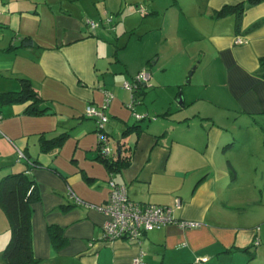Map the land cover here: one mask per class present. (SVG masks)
Masks as SVG:
<instances>
[{"label": "crops", "instance_id": "1", "mask_svg": "<svg viewBox=\"0 0 264 264\" xmlns=\"http://www.w3.org/2000/svg\"><path fill=\"white\" fill-rule=\"evenodd\" d=\"M248 1L165 0L164 13L138 9L144 24L159 19L161 26L154 43L130 52L134 38L119 47L111 20L103 30L93 21L98 27L91 29V13L74 8V0H0V96L21 92L27 80L44 111L36 115L29 112L32 102L0 100V184L26 173L37 186L32 240L38 264H135L140 256L149 264H194L203 257L205 264H264V160L261 166L250 150H237L233 131L236 125L264 131V2L247 7L238 30L236 17H216L224 6ZM108 14L99 11L102 24ZM181 15L192 19L189 35L199 42L192 55L201 59L188 71L200 74L186 90L180 79L166 82L165 67L151 66L159 63L163 36L169 41L166 26L170 31ZM143 70L150 79L141 94L124 87ZM169 84L174 92L162 99ZM153 90L157 95L147 99ZM107 92L113 95L104 130L109 159L129 163L115 173L99 158L97 121L86 116L88 106L103 107ZM179 93L182 105L175 103ZM61 136L60 147L43 151L44 139ZM30 162L38 166L28 171ZM111 179L126 185L133 201L173 208L176 222L149 231L141 243L106 241L109 217L76 198L104 206ZM0 221L2 255L12 232L1 203Z\"/></svg>", "mask_w": 264, "mask_h": 264}, {"label": "rangeland", "instance_id": "2", "mask_svg": "<svg viewBox=\"0 0 264 264\" xmlns=\"http://www.w3.org/2000/svg\"><path fill=\"white\" fill-rule=\"evenodd\" d=\"M162 2L164 3L165 0H74V2L71 3L74 5V8H80V10L82 9L84 10V12L85 10H89L91 14H87L89 17H87V19H89V21H97V23H99L100 25L98 29L103 30V25H107V22L111 20V23H109L111 25H109L108 27L110 29L109 31L111 32V38L114 40V42H116V44L118 42V46L123 47L125 44L129 43V38L132 37L134 39L130 44L129 49L130 52H135L136 50H139L141 46H147L151 43H154L158 34L156 29H159L158 25L161 26V21L159 19L156 21L149 20L144 24L143 21L146 18L138 13L137 10L139 8H146L148 9V12L151 13L153 12L152 9L157 7L164 13L166 6H164ZM137 5H139V8H137ZM105 9L109 11V14L106 15V18L104 17V21L106 23L104 22L102 24L99 17L97 16L99 11L103 14V12H105ZM180 18V20L176 19L175 21H172L170 31L168 30V26H166V29L168 31L167 38L169 39V41L167 42L166 38L164 39L163 36L159 48V63L154 65L153 63L155 62V60L151 61V66L152 69L159 68L160 66L165 67V69H167L166 73H168L166 82L169 83L171 79H173L172 81L180 79V81H183L182 83L183 85H185L184 89L186 90L196 82L200 74H194V72L189 73L188 71L194 70L195 67L200 65L201 59L194 58L192 55V53L196 51V47L199 43L198 41L191 39L189 35V32L192 31V19H189L187 16L183 17V15H181ZM127 20L128 23L126 24ZM179 23L181 24L179 25ZM124 24L127 25V28ZM128 29L130 31L132 29L135 31L133 36L132 34H130L131 32L127 33L126 35L124 34L126 30L128 31ZM147 31L153 32H151V34L149 35L146 34L144 36V33H146ZM186 32H188L187 36H185ZM164 34L166 35V32H164ZM141 36L145 39L143 45H140V42L135 41L138 40V37ZM190 40L192 41V43L190 42ZM157 58L158 57H155L154 59ZM186 75L190 78L186 79ZM191 81H193L192 85L188 84ZM169 85L170 87H164V91L162 92L161 97L162 99L167 98V94H171L172 92H174V88L171 86V84ZM156 95V90L149 91L147 99H151ZM181 100L184 101L183 93H179V99H177L175 103L177 102V104L180 105ZM134 120L135 119L133 118V121ZM233 131H235V135L240 138V144L238 145L237 150H250V152L253 153L254 161L257 164L263 166L262 161L264 160V131L260 132L258 129L246 128V126H244L241 130V128H239V126L237 127V125L235 128H233ZM112 147L113 149H115L114 145H112ZM3 228L5 229L2 222L0 221V240L5 239ZM1 243L3 242L0 241V244ZM0 264H5L2 257H0Z\"/></svg>", "mask_w": 264, "mask_h": 264}, {"label": "trees", "instance_id": "3", "mask_svg": "<svg viewBox=\"0 0 264 264\" xmlns=\"http://www.w3.org/2000/svg\"><path fill=\"white\" fill-rule=\"evenodd\" d=\"M264 0H249L237 5L224 6L218 13L217 19L227 17H236L237 30L240 29V22L246 12L248 6L257 5ZM30 43L31 40L26 38L24 40ZM260 66L264 69V57L260 59ZM22 90L19 93H7L0 96L3 104L25 103L32 102L29 112L40 115L44 111L39 107L40 98L33 89L31 83L27 80H22ZM146 85H140L135 93L141 94ZM136 128V127H135ZM65 140V136H61L54 140L44 139L42 142L43 151H48L56 147H60ZM99 158L106 166L109 172L115 173L121 171L129 163L124 158L117 161H112L109 158H103L101 151ZM28 171L35 166L37 162L25 163ZM39 198V193L35 183L31 181L26 173L13 174L5 177L0 184V203L4 207L10 223L12 237L11 241L2 253V258L5 264H38L39 260L34 255L33 240H32V203ZM54 240L59 239L58 233L51 232Z\"/></svg>", "mask_w": 264, "mask_h": 264}, {"label": "built area", "instance_id": "4", "mask_svg": "<svg viewBox=\"0 0 264 264\" xmlns=\"http://www.w3.org/2000/svg\"><path fill=\"white\" fill-rule=\"evenodd\" d=\"M140 12L145 13L144 8H139ZM87 25L91 29L98 27L93 21H88ZM241 38H237V44H243ZM150 75L147 70L140 72L134 79V83H126L125 88L136 91L140 85H146L149 81ZM113 95L109 92L105 94V101L102 108L97 109L94 106H88L86 110V116L93 118L98 123V135L100 138V151L103 158L110 157V150L107 148L106 143L108 141L107 136L104 133L105 125L109 121L106 110L109 107ZM133 109V104L128 106ZM138 120L144 119V117L136 115ZM2 116L0 115V122ZM19 160H27L26 155L19 152ZM109 186V198L104 206H94L83 202L81 199L76 198L71 192V195L76 198L78 204H86L91 208H95L98 211L106 214L109 219L103 225L104 238L106 241L114 240H127L129 242L141 243L143 237L152 230L161 229L165 226L175 223L173 216V208L166 206H159L155 204L137 202L130 199L128 195V188L126 185L118 184L114 179L108 182ZM177 207H181L180 200L177 201ZM183 228H195L198 224L195 223H181ZM259 243H256L258 245ZM208 262V258H198L194 264H205ZM135 264H149L143 260V256L134 259Z\"/></svg>", "mask_w": 264, "mask_h": 264}, {"label": "water", "instance_id": "5", "mask_svg": "<svg viewBox=\"0 0 264 264\" xmlns=\"http://www.w3.org/2000/svg\"><path fill=\"white\" fill-rule=\"evenodd\" d=\"M182 104H183V100L180 101V105H182Z\"/></svg>", "mask_w": 264, "mask_h": 264}]
</instances>
